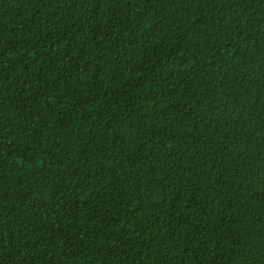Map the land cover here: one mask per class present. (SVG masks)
Instances as JSON below:
<instances>
[{"label": "trees", "instance_id": "trees-1", "mask_svg": "<svg viewBox=\"0 0 264 264\" xmlns=\"http://www.w3.org/2000/svg\"><path fill=\"white\" fill-rule=\"evenodd\" d=\"M0 264H264V0H0Z\"/></svg>", "mask_w": 264, "mask_h": 264}]
</instances>
